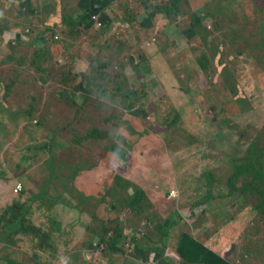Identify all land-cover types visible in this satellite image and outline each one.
<instances>
[{
    "label": "rangeland",
    "instance_id": "obj_1",
    "mask_svg": "<svg viewBox=\"0 0 264 264\" xmlns=\"http://www.w3.org/2000/svg\"><path fill=\"white\" fill-rule=\"evenodd\" d=\"M9 1L0 0V29L23 31L28 41L11 40L5 47L4 34L0 36V178L6 172L22 173L15 158L24 145L34 144L29 156L23 155L28 161L22 164L30 170L40 163L33 169L38 190L44 188L46 175H54L52 184L48 182L44 194L40 193V201L49 198L58 206L70 200L78 204L73 194L81 188L82 197H88V210L80 206L79 223L86 229L84 237H97L96 250L106 248L108 255L115 254L114 248L99 242L101 237L95 232L101 231L102 220L130 213L111 207L112 199L102 200L112 184L111 176L118 173L146 190L144 204L155 214L152 226L159 215L154 211L155 198L159 203L168 201L166 205H183L179 210L187 218L169 237L183 236L196 222L194 235L203 234L201 240L206 239L216 251H225L235 264H264V205L256 210V197L236 194L220 210L206 215L203 209L197 215L188 212L201 198L188 190L191 180L204 195L207 187L201 171L212 173L218 178L213 194L226 196L229 162L244 153L260 130L264 134V2L195 0L170 25L159 10L161 0H153L155 7L147 10L141 0H62L66 12L57 0ZM89 6L91 18L82 24L80 15ZM43 7L51 9L42 15ZM61 10L73 17L72 23L65 24L66 29L47 28L50 33L45 34L48 40L44 42L62 46L59 57L51 54L49 46L40 48L41 43L33 40L44 35L45 22ZM194 15L202 25L197 29L191 26ZM39 48L46 63L30 64L29 57L38 59ZM8 55L14 58L7 63ZM99 64L105 66L98 76L94 68ZM82 72L94 78L90 88L94 92L88 97L80 93V80L74 78ZM9 79L17 83L5 95L3 85L10 84ZM129 91L136 93L134 98L127 96ZM61 93L68 100L58 101L55 95ZM209 93L218 98L217 104L206 103ZM250 108L261 113H245ZM28 109L34 111L32 118L24 114ZM177 112L183 118L172 131L154 129L156 122L165 125ZM135 130L142 131L143 137L131 145ZM50 139L53 145L43 144ZM73 139L81 143H71L74 149L67 153L77 150L79 155L69 157L63 147ZM56 145L59 148L54 151ZM12 155L14 163L6 162L5 157L11 159ZM37 158L41 161H35ZM46 158L52 162L45 163ZM14 176L19 178L18 173ZM88 211L95 212L96 218H86ZM2 241L0 236V264H34L9 241ZM122 243H127L126 238L118 239V246ZM123 255L111 256L109 264H118ZM83 258L74 255L66 264L86 263Z\"/></svg>",
    "mask_w": 264,
    "mask_h": 264
},
{
    "label": "trees",
    "instance_id": "obj_2",
    "mask_svg": "<svg viewBox=\"0 0 264 264\" xmlns=\"http://www.w3.org/2000/svg\"><path fill=\"white\" fill-rule=\"evenodd\" d=\"M17 2V0H10L8 3L11 2ZM264 2V0H262ZM143 2L144 6L147 9L154 8L153 6V0H141ZM195 3V0H161V5L159 10L161 11V14L168 20L169 24L171 25L172 21H174L178 16L184 14V7H188L189 5ZM45 5V4H44ZM47 7H43L42 11H40V14H44V11L47 13L49 12ZM127 11V9H126ZM51 11L49 14H52ZM56 13V12H55ZM59 13V12H58ZM61 17L62 20L61 24H67L72 21L73 17H70L66 15L65 13H62L61 10ZM193 14V13H191ZM152 14H148V17H151ZM80 19L82 24L88 23V21L91 18V13L88 10H85L80 15ZM72 23V22H71ZM46 25V31L47 28H56L54 24H51L50 21L48 23L45 22ZM191 26L193 28H199L201 27L200 18L198 15L191 16ZM67 28L66 26L64 27ZM4 34V30L0 29V36ZM18 41V40H17ZM19 42H23L20 41ZM19 46V45H17ZM16 46V48H17ZM15 47L11 48L12 50L16 49ZM68 54V53H67ZM70 55V53H69ZM7 62H10L13 60V56H6ZM32 63H36V61H33ZM89 65H92L90 62ZM105 65H97L94 68V72L99 76L103 72V67ZM87 70V69H86ZM83 73V72H82ZM81 73V74H82ZM16 75H18V72H16ZM87 73L84 72L82 75H74V78L78 80L79 78V85H80V93L82 95H85V97H88L92 92L93 89H90L93 86V77H87ZM16 79L14 82L5 85L4 90L8 93L11 91V86L13 84H16ZM226 89H229L230 86L228 85L223 86ZM148 93V92H147ZM202 93V91H200ZM62 94H58L59 96L55 97L58 99V101H66L68 98L63 99ZM210 94V93H209ZM65 95V94H64ZM136 93L133 91H129L128 97L132 96L135 97ZM208 95V94H207ZM215 95V94H214ZM213 94H210L206 99V103L209 105L217 104L218 98L215 97ZM203 96V95H202ZM201 96V97H202ZM247 98V97H245ZM34 98L32 101L34 103ZM248 99V98H247ZM83 100V99H82ZM81 100V102H82ZM248 100L252 101L251 98ZM232 103H234L233 100H231ZM240 101V100H239ZM132 102V101H131ZM32 103V104H33ZM88 103V100H87ZM53 105V104H52ZM84 105V103L82 104ZM31 107H34L32 105ZM151 112H155V106L154 104L150 105ZM250 108L249 112H245L248 114L255 113L259 115L261 113L260 110L257 108ZM226 108H223L221 112H225ZM33 110L28 109L25 111V115L29 118L33 117ZM56 113V110L52 109V114ZM182 113V111H181ZM181 113H178V116L175 115L174 118L168 122L165 123V125H161L156 122V130H166V131H172L175 124H178V122L183 118ZM152 114V113H151ZM181 114V115H180ZM191 115V114H190ZM170 118V117H169ZM155 122V119H154ZM264 131V126L262 127ZM165 131V132H166ZM140 130H135L133 136V144L136 145L140 138L143 137ZM93 134V132H91ZM51 140V139H50ZM47 142V143H46ZM51 142V145H53V141L44 140V145L48 146ZM71 143H81V141L72 140L68 143V146L63 147V149H66V153L68 152V149L71 148ZM34 144H26L23 146V149H21V153L17 155L15 158L14 155L10 156L11 159H7L5 157L6 162H11L12 158H15L17 166L19 167L21 171L18 172H6L4 173V176L0 178V236L4 237V241H2L1 244H7V241H9L10 244L15 246L22 255L25 257H29L34 264H66L67 258L69 257L68 254L76 247L77 245V239L76 236L71 232L67 227H65L54 215L51 214L49 211V207L53 206L54 200L52 199H45V201H40V193L44 194V189L48 185L47 183L52 184L53 174L50 172V176H47V182L43 186L44 188H40L39 192L37 194H33L32 188L35 186L38 189V186L36 185V179L33 178L34 171H29V167L25 164H22L23 161L25 162V159L23 158V155L27 153L29 156L30 149H33ZM43 146V145H42ZM54 151H56L59 147L56 145L52 146ZM69 156L70 153H67ZM125 156L124 154H122ZM87 157V156H86ZM126 157V156H125ZM13 161V160H12ZM28 161V159H27ZM52 162L51 159H47L45 163ZM54 162V161H53ZM14 163V161H13ZM231 168V169H230ZM28 169V170H25ZM201 171V175L204 176L205 185L207 187V192L203 195L202 192H197V186L192 183V188L190 190L191 192H194L198 194V198L201 197L197 202H193L195 205H192L193 210L203 209L202 214L206 215L209 211L212 210H220L223 207V202L227 199L235 196L236 194L247 196L253 195L258 200V205L255 206V209H262V205H264V134L260 130V132L255 136L254 140L246 146V149L244 153L241 156H236L234 159H232L229 162V172L230 177L226 179L227 186L229 188L228 194L225 195H219L215 196L213 194V189L216 181H218L214 174H210L207 171L203 172ZM18 173L19 178H15L14 174L16 175ZM112 184H109V188L106 190V193L103 195V201H110L112 199L111 207H114L115 210H129L130 215L136 219H144V222L148 225V231L151 232L153 235H158L159 239H163L165 237H169L170 231L172 230L171 227H174L173 229H176L175 226L178 224L177 220L174 218L176 214L170 216V221L167 220L163 222H158L154 226L151 225V221L153 218V212H149L146 204L147 200V193L145 189L137 188L135 183L128 179L123 177L122 175L116 173L115 176H111ZM21 181L23 183V188L21 192L15 193L14 190L18 184H21ZM196 181V180H195ZM223 181V180H219ZM196 182H199L198 179ZM241 182V184H239ZM25 185V186H24ZM133 188L134 194L131 195L129 193V189ZM194 191H193V190ZM32 190V191H31ZM174 193V192H173ZM82 192H79L78 194H73V197L77 199L78 204L76 203L75 206L77 207H83L84 209L88 210L85 207V200L87 195H84L82 197ZM37 195V196H36ZM44 200V199H43ZM261 205V206H260ZM96 216V215H95ZM93 217L94 219L96 217ZM169 218V217H168ZM136 219V220H138ZM174 221V222H173ZM101 231L95 232L98 233L97 235L101 237L100 241L101 243H106L108 246L112 248H116L118 246V239L120 237H124V228L122 222L119 220V218L111 219L109 221H101ZM152 226V227H151ZM90 230L91 228L88 227ZM171 229V230H170ZM92 230V229H91ZM154 230L158 231L159 234H155L153 232ZM174 231V230H173ZM144 237H149V233H146ZM116 239V240H115ZM122 246V245H121ZM124 247V246H123ZM122 248V247H121ZM178 253L179 255L184 258L186 261L193 263V264H234L227 258H224L221 255L216 254L215 252L209 250L206 248L201 242L197 241L193 236L189 234H184L181 236V240L179 242L178 246Z\"/></svg>",
    "mask_w": 264,
    "mask_h": 264
},
{
    "label": "crops",
    "instance_id": "obj_3",
    "mask_svg": "<svg viewBox=\"0 0 264 264\" xmlns=\"http://www.w3.org/2000/svg\"><path fill=\"white\" fill-rule=\"evenodd\" d=\"M83 1L86 3L88 0H83ZM57 3L59 5H62L64 8L63 11L66 12V5L63 4L62 0H57ZM90 6L95 7V5H90ZM90 6L86 10L89 11L91 9ZM94 7H92V8H94ZM95 8H97V6ZM65 12H63V13H65ZM61 15H62L61 11H59L58 14H54V15L52 14L50 16L49 21L51 24H54L55 26L57 25L58 27H63V29H64L65 25L61 24L62 23V20L60 19ZM43 33H44L43 36L35 37L37 39L33 40V43L35 41H39V43H41L40 48H44L46 46H49L48 48H51V50H52L51 54H53V55L58 54L59 57H61L62 52H64V48L62 46H61V48H59L57 46L58 43L56 44V42L51 41V43L50 42L44 43V42H46V40H48V38H46V35L50 32L45 30ZM27 39L28 38L24 35L23 31H20L17 29V30L10 31V32H7V31L4 32L2 41H4L5 47H7V44L10 43L9 41H11V40L26 41ZM40 39H41V41H40ZM53 40H55V39L53 38ZM43 43H44V45H42ZM14 46L16 47L17 44H14ZM4 49H3V51L5 52ZM38 52H39V57L36 60V62L39 61V62L45 64L46 63L45 58H42V56H41L42 55V49H40V51L38 50ZM5 60L7 61V58ZM29 62H30V64H32V59H30V57H29ZM14 80L15 79H9V81H12V82H14ZM13 85H15V84H13ZM3 86H5V85H3ZM3 94L8 95L9 93L3 89ZM0 100L3 102V97L1 95H0ZM50 141H52V140H50ZM34 142L37 143V141H32V143H34ZM70 149H74V147L72 146L71 148L68 149V151ZM76 151L77 150L72 151V153H71L72 156H69V157H73L74 155H79V151H77V152ZM88 158H89V156H87L85 160H88ZM47 159L48 158H46L45 161ZM35 161L40 162L41 160H39V158H37ZM25 162H27V159H25ZM39 164L40 163H37L34 166H32L29 171L32 172L33 169L36 166H38ZM53 177H54V175H53ZM129 179H130V177H129ZM130 180H132V179H130ZM78 189H79V187H78ZM32 190L31 191L33 192V194H37V192H39V190L35 186L32 188ZM78 192H82L81 188L79 189ZM167 199H165V200H167ZM162 200H164V198H162ZM166 203H168V201L159 203L156 201V198H155V210L154 211H158V213H159L158 221H156V223L163 222L165 220H167V223H168V221H170V219H171L170 216L176 214V216L174 218L178 222V224H176L177 226H175V228L177 230L179 226L181 227L182 222L187 218L184 215V212L179 210L180 206H183V205L173 203V202L166 205ZM55 204L56 203H54L53 206H50L48 208L49 211L65 227H67V228H69V226L73 227L72 231H71V228L69 230L71 232H73V234L76 236V239H78L76 247L68 254L69 257L67 258V261H71V258L74 255L78 256L79 258L81 257V255H83L84 256L83 259L86 263H84L82 261L79 264H109V259L111 256L123 252V254H124L123 258H121L119 260L118 264H193V263L186 261L178 253V246H179V242L181 240V237H165V238L159 240L155 235L151 236L152 233L147 231L146 228L149 227L148 225H150V224L145 223L144 219H138V218H136L138 220L134 219L130 215L129 212H128V214L125 213L124 218H121V216L119 218V220L123 223L124 235H125L124 238H126L127 243L125 245H124V243H122L119 246H117L115 248L116 251H114L115 254H112V255L111 254L108 255V253H107V252H110V250L109 251L106 250V252H104V250L106 248H104L103 250H96V248L94 247V243H98L97 237H84V235L86 233V229H84V227L82 228L81 224L79 223L81 213L78 210H82V208L76 207L77 208L76 209L75 207H73V206H75V204L71 200L66 202V205L63 204V205L58 206ZM68 209L73 210V211L69 212L70 210L68 211ZM185 209L188 210V208H185ZM196 211H197V209L193 210L192 206H190V209L188 210V212H190V213H195ZM61 212L63 213V215H62L63 217L59 218ZM76 212H78L79 215H76ZM197 214L198 213L196 212L195 215H197ZM92 215L95 216L96 213L90 212V211H88V214L84 213V216L86 218H89V219L91 218ZM87 216H90V217H87ZM153 216H155L154 212H153ZM75 218H78V220L75 221ZM187 223L192 224L193 222L188 221ZM195 224H196V222L193 223V226L191 227L192 230H190V228L188 230H184L185 234H189V235L193 236L197 241L201 242L209 250L215 252L218 255L223 256L224 258H227L232 263H234L230 259V255L229 254L226 255L225 251H222V250H221V252L218 250L216 251L214 249V247H212L208 242H206V239L201 240V238H204L202 236L203 234L198 235V236L194 235V232H196L195 231ZM185 227H186V224H185ZM86 228H88V227H86ZM173 230L174 229H172L170 231V235L174 234L173 232H176ZM201 231H202V229H201ZM201 231H199V232L201 233ZM146 233H149V237H144ZM95 238L97 239V241ZM132 240L135 242L133 244V247L130 248L132 245V243H131ZM137 241H141V243L140 244L137 243V245H136ZM121 245L124 246V248H121L122 247Z\"/></svg>",
    "mask_w": 264,
    "mask_h": 264
},
{
    "label": "built area",
    "instance_id": "obj_4",
    "mask_svg": "<svg viewBox=\"0 0 264 264\" xmlns=\"http://www.w3.org/2000/svg\"><path fill=\"white\" fill-rule=\"evenodd\" d=\"M94 16H95V18H97L96 15H94ZM92 17H93V16H92ZM22 188H23L22 185H21V184H18V185L16 186L14 192H15V193H19V192H21Z\"/></svg>",
    "mask_w": 264,
    "mask_h": 264
},
{
    "label": "water",
    "instance_id": "obj_5",
    "mask_svg": "<svg viewBox=\"0 0 264 264\" xmlns=\"http://www.w3.org/2000/svg\"><path fill=\"white\" fill-rule=\"evenodd\" d=\"M130 193H133V190L132 189L130 190Z\"/></svg>",
    "mask_w": 264,
    "mask_h": 264
},
{
    "label": "clouds",
    "instance_id": "obj_6",
    "mask_svg": "<svg viewBox=\"0 0 264 264\" xmlns=\"http://www.w3.org/2000/svg\"><path fill=\"white\" fill-rule=\"evenodd\" d=\"M96 15V14H95ZM94 16V15H93Z\"/></svg>",
    "mask_w": 264,
    "mask_h": 264
}]
</instances>
